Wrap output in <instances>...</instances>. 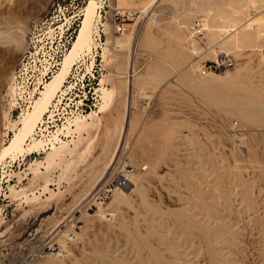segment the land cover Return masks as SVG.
Returning a JSON list of instances; mask_svg holds the SVG:
<instances>
[{
    "label": "rangeland",
    "instance_id": "374dc122",
    "mask_svg": "<svg viewBox=\"0 0 264 264\" xmlns=\"http://www.w3.org/2000/svg\"><path fill=\"white\" fill-rule=\"evenodd\" d=\"M97 1L91 53L12 153L90 0H0V264H264V0H158L124 33Z\"/></svg>",
    "mask_w": 264,
    "mask_h": 264
},
{
    "label": "bare ground",
    "instance_id": "6f19581e",
    "mask_svg": "<svg viewBox=\"0 0 264 264\" xmlns=\"http://www.w3.org/2000/svg\"><path fill=\"white\" fill-rule=\"evenodd\" d=\"M156 2L157 0H151L147 5L141 8L139 13L147 14ZM97 3V0H90L89 4L86 6L83 13L84 19L82 21V26L79 30V33L77 34L76 39L73 40L71 48L68 49L62 61L59 62V59H57V57H54L53 61H48L47 65L45 66L42 72L43 76L35 88V92L39 94V98L36 99L32 104V110H27L26 113L21 115L19 127L17 128L18 130L15 132V135L11 140L10 145L5 148L6 152L10 151L14 153L18 151L24 152L26 150V140L30 137H33L34 132L44 122L45 115L50 112L51 105L57 99L59 93L64 94V87L67 83V79L79 58L86 51L91 53V32L94 26L93 23L94 21H96V18L99 17L97 11ZM116 7L115 10L122 8L120 0H117ZM103 98H106V95H103L102 99ZM100 111L103 110L101 109ZM58 133L59 131L57 132L54 138L57 139ZM44 144L45 143H43L42 140L36 141L33 144H30L27 150L31 151L30 153L36 152Z\"/></svg>",
    "mask_w": 264,
    "mask_h": 264
},
{
    "label": "built area",
    "instance_id": "2783aa9c",
    "mask_svg": "<svg viewBox=\"0 0 264 264\" xmlns=\"http://www.w3.org/2000/svg\"><path fill=\"white\" fill-rule=\"evenodd\" d=\"M137 12H134L132 10H127L125 12H120L119 10H115L113 15L114 24L116 26V29L120 33H124L126 28L125 25L128 24L130 21H133ZM206 31L203 19L197 20L194 27L192 28V36H198L201 37L204 35V32ZM196 55V54H195ZM196 58L199 59L200 55H196ZM204 66H208L213 69H218L221 64L219 62L217 63H206Z\"/></svg>",
    "mask_w": 264,
    "mask_h": 264
},
{
    "label": "crops",
    "instance_id": "0c3cea01",
    "mask_svg": "<svg viewBox=\"0 0 264 264\" xmlns=\"http://www.w3.org/2000/svg\"><path fill=\"white\" fill-rule=\"evenodd\" d=\"M132 1L133 0H123L121 9H124V12L127 10H132V11L136 10L137 12H139L141 8L147 5L151 0H137L134 3H132Z\"/></svg>",
    "mask_w": 264,
    "mask_h": 264
}]
</instances>
